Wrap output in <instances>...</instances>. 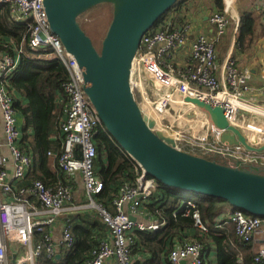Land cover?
I'll return each instance as SVG.
<instances>
[{
	"label": "built area",
	"instance_id": "built-area-1",
	"mask_svg": "<svg viewBox=\"0 0 264 264\" xmlns=\"http://www.w3.org/2000/svg\"><path fill=\"white\" fill-rule=\"evenodd\" d=\"M225 1L223 12L209 16L220 36L231 23L227 12L232 0ZM0 4L9 5L14 17L28 25L29 47L50 51L48 55L59 58L68 72L63 84L68 103L60 122L64 136L58 158L62 180L56 187L36 180L32 187L18 192L16 184L30 172L33 155L20 146L22 133L14 107L16 92L9 86V80L16 72L25 48L24 43L9 49L6 44L0 47V125L6 141L5 151H0V264H40L42 257L54 258L61 248H72L75 239L68 218L91 209L99 212L107 225L108 235L87 264H135V232L157 231L165 225L152 214H148V220L144 215V207L154 196L158 180L136 162L138 176L134 182L120 188L114 200V211L96 202V195L104 187L95 170L94 134L101 121L84 91L79 64L51 30L44 0H0ZM192 31L190 21L180 29L152 28L143 36L134 59L133 79L131 75L133 90L136 98L137 94L140 96L138 102L143 112L151 114L147 107H152L160 121L156 129L173 137L180 149L199 151L203 156L210 155L232 165L263 171L264 153L222 142L224 129L215 125L207 110L178 100V96H190L212 105H222L228 121L239 127L251 144H264V82L254 86L251 72L242 68L232 53H228L221 63L216 61L211 57L210 36L200 32L189 40ZM187 43H190L187 65L177 68L172 63L167 64L169 60L165 57L170 59L173 52ZM180 106L184 109L179 111ZM77 174L81 176L87 195V201L81 204L73 202L70 184ZM3 193L10 199H5ZM181 206L187 207L189 212L196 207V202L188 199ZM193 217L195 226L207 232L209 227L198 210L193 212ZM225 220L234 225L240 242L256 246L254 264H264V217L236 208L222 218L214 219V224L219 227ZM58 222H61L62 236L55 241L51 229ZM36 231L44 232L41 239L35 238ZM209 255L199 241L177 240L167 257L170 264H209Z\"/></svg>",
	"mask_w": 264,
	"mask_h": 264
},
{
	"label": "trees",
	"instance_id": "trees-1",
	"mask_svg": "<svg viewBox=\"0 0 264 264\" xmlns=\"http://www.w3.org/2000/svg\"><path fill=\"white\" fill-rule=\"evenodd\" d=\"M189 0H178L165 12L152 28L168 27L180 29L190 22L187 14L182 15ZM215 10L223 12L224 0H214ZM85 14V13H84ZM83 15V14H82ZM79 17V19L82 17ZM256 17L252 13H245L241 18L237 34V44L244 50H249L255 43ZM28 25L18 21L7 4H0V47L9 45L20 46L25 52L21 56L20 64L9 80V86L16 92L14 107L21 122L22 139L20 146L25 150L34 151L33 165L35 167L24 180L15 188L18 192L33 186L36 180H42L48 186L56 187L60 184L61 170L58 158L62 151L64 136L60 129V122L64 108L68 103L63 84L68 78L64 63L57 57L48 55L50 51L34 50L29 47ZM169 57H165L168 60ZM173 62H167L170 64ZM175 67L176 65L173 64ZM62 100V102H60ZM137 100L140 96L137 94ZM63 111V112H62ZM97 147L95 160L96 175L103 181V190L96 195V202L110 211H114V200L118 197L120 188L134 182L138 176V167L131 157L122 151L119 143L106 128L99 123L94 134ZM186 151L202 155L199 151ZM56 152V169L48 166V153ZM206 157H214L204 155ZM218 161L230 163L216 157ZM36 168L43 169L41 176ZM158 196H153L145 208L157 220L165 225L157 231H136L133 255L144 252L147 257L141 259V264H170L168 253L175 241L193 240L201 242L206 252L210 253L209 264H254L255 254L252 244L240 242L235 229L226 220L216 227L214 218L223 210L237 207L229 202L208 197L201 194L168 188L157 181ZM188 199L196 201V207L187 212V207L181 206ZM198 210L202 221L209 227L207 232L195 226L193 212ZM187 212V213H186ZM69 224L75 243L72 248H61L60 257H42L40 264H87L100 242L107 237L108 228L102 221L97 210H89L70 215ZM43 231H36L35 238L41 239ZM145 254V255H146ZM240 256L242 259L240 260Z\"/></svg>",
	"mask_w": 264,
	"mask_h": 264
},
{
	"label": "water",
	"instance_id": "water-1",
	"mask_svg": "<svg viewBox=\"0 0 264 264\" xmlns=\"http://www.w3.org/2000/svg\"><path fill=\"white\" fill-rule=\"evenodd\" d=\"M177 1L44 0V6L51 30L79 64L84 91L101 124L122 151L168 188L222 199L264 217V170L223 163L216 157L178 148L173 137L156 129V120L143 112L135 96L131 75L142 38ZM101 3L113 5V18L99 50L79 17ZM178 100L207 110L215 125L224 129L222 142L264 153V144H251L246 134L228 121L222 105L190 96H178Z\"/></svg>",
	"mask_w": 264,
	"mask_h": 264
},
{
	"label": "crops",
	"instance_id": "crops-1",
	"mask_svg": "<svg viewBox=\"0 0 264 264\" xmlns=\"http://www.w3.org/2000/svg\"><path fill=\"white\" fill-rule=\"evenodd\" d=\"M226 3V1L224 0ZM230 4L227 14L231 17V23L227 28L226 32L220 36L217 34L215 27L209 21V14L213 10H215L214 0H189L188 5L184 8L182 15L185 16L187 14L186 19H190L193 24V31L190 35L189 40H193L198 33H206L210 36L211 41V57L220 63L223 61L225 56L228 53H232L238 59L239 65L242 68L248 69L252 74V83L254 86L259 85V83L264 82L262 78L264 67L261 66L262 61H264V1L263 0H232ZM245 13H252L254 17H256V25L255 30L257 33L256 41L254 45L247 51L242 50L237 44V34L239 31L241 18ZM237 17H239L238 22L236 21ZM237 28V29H236ZM190 59V43H187L185 46L179 48L177 51L173 52L170 59V62H173L177 67H184L187 65ZM62 102V100H60ZM184 109L183 106L179 107V111ZM63 112V111H62ZM171 112H174V109H171ZM63 117H64V113ZM62 117V119H63ZM168 118L171 117L168 115ZM21 124V122H20ZM21 129V127H20ZM23 137V136H22ZM0 151H5V136L0 125ZM27 151L31 152L32 155L34 151L31 148L27 149ZM52 154H48V166L50 169H56V152L51 151ZM35 165L32 166V168ZM31 168V170H32ZM37 172L41 176L44 175L43 169L36 168ZM30 170V171H31ZM62 177V175H61ZM18 184V183H17ZM16 184V186H17ZM70 184L73 188V202L76 204L85 203L87 201V195L85 189L83 187L82 179L79 174L75 175L74 180L73 177L70 180ZM5 199H10L8 195H4ZM196 202V201H195ZM197 203V202H196ZM144 215L148 220V214L150 212L144 207ZM89 211V210H84ZM232 209H226L216 215L214 219L217 217L222 218L227 213L231 212ZM53 238L55 241H59L62 236L61 222H58L51 229ZM256 249V246H254ZM144 252L136 253L133 255L135 261L143 259V257H147L148 254ZM141 264V262H140Z\"/></svg>",
	"mask_w": 264,
	"mask_h": 264
},
{
	"label": "rangeland",
	"instance_id": "rangeland-1",
	"mask_svg": "<svg viewBox=\"0 0 264 264\" xmlns=\"http://www.w3.org/2000/svg\"><path fill=\"white\" fill-rule=\"evenodd\" d=\"M112 18L113 5L111 3H101L85 12V14H83L79 19L82 28L92 38L94 45L99 50L101 49L102 40L107 33ZM147 109L149 113L153 115L155 114V111L152 107L149 106ZM231 226L235 229L233 224H231Z\"/></svg>",
	"mask_w": 264,
	"mask_h": 264
},
{
	"label": "bare ground",
	"instance_id": "bare-ground-1",
	"mask_svg": "<svg viewBox=\"0 0 264 264\" xmlns=\"http://www.w3.org/2000/svg\"><path fill=\"white\" fill-rule=\"evenodd\" d=\"M262 53H264V50H263V52ZM135 62H134V65H133V71H132V79H133V73H134V70H135ZM261 66L262 67H264V61H262V63H261ZM149 116L150 117H152V118H154L155 120H156V126L155 127H158L160 124V121H159V118H158V116L157 115H153V114H149Z\"/></svg>",
	"mask_w": 264,
	"mask_h": 264
}]
</instances>
